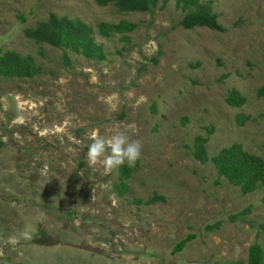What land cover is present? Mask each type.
<instances>
[{
	"label": "rangeland",
	"instance_id": "obj_1",
	"mask_svg": "<svg viewBox=\"0 0 264 264\" xmlns=\"http://www.w3.org/2000/svg\"><path fill=\"white\" fill-rule=\"evenodd\" d=\"M199 3L218 29H185L177 0H0V59L15 57L0 72V264H250L255 247L264 264V183L244 191L212 161L234 145L264 161V0ZM52 13L87 27L89 51L30 37ZM116 129L141 157L104 174L87 145ZM26 219L31 238L10 245Z\"/></svg>",
	"mask_w": 264,
	"mask_h": 264
},
{
	"label": "trees",
	"instance_id": "obj_2",
	"mask_svg": "<svg viewBox=\"0 0 264 264\" xmlns=\"http://www.w3.org/2000/svg\"><path fill=\"white\" fill-rule=\"evenodd\" d=\"M99 5L113 4L121 11H148L152 7L157 6L160 0H95ZM170 0H162L165 5ZM178 5L181 4L182 9H186V14L182 20V26L185 29H192L196 26H205L209 29H218L215 16L211 10L199 0H177ZM30 37L47 44L60 46L68 45L79 39L88 42L87 51L90 48L91 39L84 40L87 35V27L78 19L59 18L55 14H50L46 22H41L37 27L30 31ZM85 45V44H84ZM99 51V48L97 49ZM15 62L13 54L0 59V72L6 74H15L11 63ZM18 73V72H16ZM28 76V74L26 75ZM230 103L236 104L242 99L236 95L229 99ZM206 139L198 138L195 142V157L201 162L208 160L207 152L204 147ZM212 161L219 168L221 175L226 176L232 182L240 185L244 191L254 188L258 182L264 183V161L258 157L244 152L240 146L234 145L230 149H224L213 157ZM247 186V187H246ZM253 259L250 264H263L260 250L255 247L251 250Z\"/></svg>",
	"mask_w": 264,
	"mask_h": 264
},
{
	"label": "clouds",
	"instance_id": "obj_3",
	"mask_svg": "<svg viewBox=\"0 0 264 264\" xmlns=\"http://www.w3.org/2000/svg\"><path fill=\"white\" fill-rule=\"evenodd\" d=\"M141 150V141L131 139L126 130L116 129L106 136L93 133L91 143L87 145L86 158L89 166L99 165L104 174H110L118 171L122 166L134 167L141 157ZM33 223V220L26 219L27 230L22 237H10L8 243L14 246L21 238L30 239Z\"/></svg>",
	"mask_w": 264,
	"mask_h": 264
}]
</instances>
